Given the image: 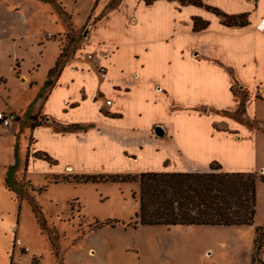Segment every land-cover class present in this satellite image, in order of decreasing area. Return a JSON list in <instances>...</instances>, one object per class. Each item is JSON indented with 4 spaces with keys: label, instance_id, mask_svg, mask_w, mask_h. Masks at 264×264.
<instances>
[{
    "label": "crops",
    "instance_id": "0c3cea01",
    "mask_svg": "<svg viewBox=\"0 0 264 264\" xmlns=\"http://www.w3.org/2000/svg\"><path fill=\"white\" fill-rule=\"evenodd\" d=\"M109 2L93 0L90 13L95 19L85 37L61 56L59 46L41 79L20 73L33 85V95L17 110L7 109L21 114L35 104L41 114L37 120H42L22 126L15 118L4 128L13 147L14 139L21 147L18 155L13 148L15 157L12 154L7 168L16 160L25 176L37 172L54 176L201 171L211 160L223 170L254 171L260 166L264 0H201V4L114 0L110 6ZM211 7L226 14L245 13L246 22L225 24ZM193 17L206 20L205 25L192 28ZM57 58V70L44 84ZM97 64L104 66L102 77ZM105 98L110 99L108 104ZM155 126L160 134L154 133ZM192 128L203 129L200 140L243 147L247 162L228 164L220 151L202 150L196 136L187 147L181 136L191 135ZM43 152L49 160L40 155ZM4 175L0 191L18 203L2 183ZM3 217L0 205V225ZM2 232L1 226L0 237Z\"/></svg>",
    "mask_w": 264,
    "mask_h": 264
},
{
    "label": "rangeland",
    "instance_id": "374dc122",
    "mask_svg": "<svg viewBox=\"0 0 264 264\" xmlns=\"http://www.w3.org/2000/svg\"><path fill=\"white\" fill-rule=\"evenodd\" d=\"M92 6L93 0H0V110H17L31 99L33 85L20 73L41 79L59 46L63 54L64 49L80 43L95 19L90 13ZM231 114L240 117L237 112ZM29 115L33 118L28 119ZM40 115L32 104L26 113H16V120L23 126ZM10 125L0 124V176L11 162L13 148L17 155L21 151L17 139L13 147L11 134L4 131ZM202 130L195 128L191 135L181 136L187 147L194 144V136L202 138ZM198 145L205 151H220L228 164L244 165L248 159L243 147L209 139ZM257 166L252 223L163 225L132 222L137 181H76L69 173L25 176L18 161L12 178L21 184L22 194L32 195L38 204L45 228L39 227L26 199L19 198L16 203L0 191L4 211L0 227L5 230L0 237V264H264L262 235L255 231L257 226L264 228V156ZM63 175L67 179H62ZM107 218L117 220L91 228Z\"/></svg>",
    "mask_w": 264,
    "mask_h": 264
},
{
    "label": "trees",
    "instance_id": "16d2710c",
    "mask_svg": "<svg viewBox=\"0 0 264 264\" xmlns=\"http://www.w3.org/2000/svg\"><path fill=\"white\" fill-rule=\"evenodd\" d=\"M179 2L201 4V0H179ZM56 8L64 14L59 5H56ZM211 9L225 24L246 22L245 13L226 14L215 7ZM205 23L206 20L193 17L192 28H201ZM58 65L59 58L48 68L44 84L49 82V77L57 70ZM36 97L37 94L33 100ZM28 117L31 119L32 115ZM41 120L40 118L32 124L39 123ZM13 155L15 157V151ZM40 155L49 160L44 152ZM15 166L16 160L7 168L3 184L14 192L16 199L27 200L39 227L43 229L45 228L44 218L38 204L32 195L24 196L21 184L12 178ZM71 177L76 181H137V208L134 211L135 219L132 221L134 224L241 225L252 223L255 211L257 176L254 171L223 170L215 160L209 161L207 169L201 171L145 170L134 173H79L72 174ZM61 178L67 179L65 175ZM56 179L53 181L56 182ZM26 181L29 182L28 179ZM116 220L107 218L102 222L96 221L91 228H97L102 224H112ZM255 229L257 236L262 235L260 245L264 244V228L257 226Z\"/></svg>",
    "mask_w": 264,
    "mask_h": 264
},
{
    "label": "built area",
    "instance_id": "2783aa9c",
    "mask_svg": "<svg viewBox=\"0 0 264 264\" xmlns=\"http://www.w3.org/2000/svg\"><path fill=\"white\" fill-rule=\"evenodd\" d=\"M85 55L87 57H90L91 52H87ZM96 71H97L98 75L100 77H102L104 75V72H105L104 66L101 64H97L96 65ZM109 102H110L109 98L104 99V103L108 104ZM15 118H16V113L13 110L7 109V108L0 110V124L3 125L4 127L10 125L12 123V121H14Z\"/></svg>",
    "mask_w": 264,
    "mask_h": 264
},
{
    "label": "water",
    "instance_id": "95a60500",
    "mask_svg": "<svg viewBox=\"0 0 264 264\" xmlns=\"http://www.w3.org/2000/svg\"><path fill=\"white\" fill-rule=\"evenodd\" d=\"M154 133H156V134H160L161 133V130H160V128L158 126H155Z\"/></svg>",
    "mask_w": 264,
    "mask_h": 264
}]
</instances>
